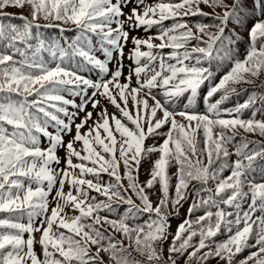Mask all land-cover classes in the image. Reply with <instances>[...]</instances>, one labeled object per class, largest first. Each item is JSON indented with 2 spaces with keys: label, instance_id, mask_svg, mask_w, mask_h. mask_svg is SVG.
Returning <instances> with one entry per match:
<instances>
[{
  "label": "snow or ice",
  "instance_id": "6c2138e0",
  "mask_svg": "<svg viewBox=\"0 0 264 264\" xmlns=\"http://www.w3.org/2000/svg\"><path fill=\"white\" fill-rule=\"evenodd\" d=\"M201 4L222 9V15L204 12ZM25 6L31 18L5 11ZM197 16L211 22L189 27L185 18ZM41 18L47 23L41 25ZM13 19L21 23H12ZM167 20L173 23L165 27ZM248 20L253 21L250 27ZM67 24L74 25L79 34L66 47L39 38L40 28L63 32L62 25ZM153 27L159 29L154 36L130 37V31L142 28L147 33ZM211 27L216 32L207 31ZM237 28L247 29L246 54L233 60L230 70L213 84V61L232 60L238 52L242 37ZM94 37L104 60L94 54ZM33 39L37 40L34 49L29 43ZM129 39L133 45L129 59L134 66L121 83V61ZM17 44L33 49L31 56ZM0 45V214H6L0 218V264H180L181 260L209 264L213 258L224 264H264V182L254 176L259 170L264 177V165L257 164L258 159L264 160V143L246 136L234 143L241 129L264 137V119H256L258 113L264 115V97L253 93L244 103L221 107L236 93L234 85L252 84V78L264 73V0H159L155 4L146 0H0ZM42 50L50 60L39 56ZM114 53L117 67L109 75L108 63ZM17 54L22 59H14ZM87 66L98 69L101 78L93 81L78 74V69ZM133 76L136 87H131ZM206 82L208 89L202 98L206 112L188 111L197 104ZM88 89H93L91 96ZM64 93L80 97V103ZM218 93L219 98L210 102ZM185 94V110L177 112L174 105ZM98 95L119 111V118L101 107L93 120V111L100 107ZM129 98L134 111L128 109ZM89 103L93 111H86ZM246 110L251 111L248 119L242 118ZM81 112L85 114L75 124V135L65 143L64 136L72 133ZM86 125L88 130L82 133ZM166 125L168 131L161 132ZM41 136L47 140L45 148L40 146ZM160 136L163 142L158 146L145 145L148 138ZM77 142L82 143L80 151L74 147ZM60 148L65 151L64 168L58 167ZM152 153L159 156L151 161L148 179L141 183L142 162L151 160ZM232 155L237 157L234 161H230ZM74 158L80 162L74 163ZM173 164L177 171L170 175ZM226 170L229 175L224 176ZM102 174L109 180L105 182ZM192 181L197 184L189 194ZM210 182L213 187L208 186ZM66 183L75 195L64 192ZM157 185L159 196L154 204L150 191ZM54 189L56 206L49 215L48 197ZM90 192L105 199L98 200ZM189 201V218L179 224L168 243L169 218ZM121 204L127 207L117 218L100 215L117 213ZM65 208L78 215H68ZM199 209L204 214L191 219ZM145 214L148 218L143 223H129ZM25 217L27 223L22 222ZM116 233L123 238L116 239ZM225 233V240H214ZM195 237L199 240L194 244ZM36 244L41 254L35 251ZM246 249L255 251L237 260Z\"/></svg>",
  "mask_w": 264,
  "mask_h": 264
},
{
  "label": "trees",
  "instance_id": "16d2710c",
  "mask_svg": "<svg viewBox=\"0 0 264 264\" xmlns=\"http://www.w3.org/2000/svg\"><path fill=\"white\" fill-rule=\"evenodd\" d=\"M113 2H115V0H113ZM147 3L149 4H155L157 2H159V0H146ZM165 2H168V0H165ZM173 2H177V0H173ZM226 2H230V0H226ZM131 7V6H130ZM200 8L206 12V13H212V14H215V13H219L222 15V9L220 8H216L215 10H213L212 8L208 7L207 5H204V4H201L200 5ZM127 13L129 11L128 8H125L124 9ZM6 12L8 13H14V14H23L25 16H29V7L28 6H25L24 9H19V8H14V7H9V8H6L5 9ZM124 11V12H125ZM125 12V14H126ZM186 20H188V23H189V27H192L196 22H201V23H210L211 21L207 18H204V17H200V16H197V17H187L185 18ZM12 23H15V24H20L21 21L19 19H13L11 20ZM39 23L41 25L47 23V21H44L42 18L40 19ZM173 23L172 20H167L164 22V26L167 27V26H170L171 24ZM253 21L252 20H248L247 21V25L248 27H250L252 25ZM62 27L65 29V31L61 32L59 29L57 28H40L38 30V33H39V38L40 39H43L46 44L50 41H57L61 46H67L66 45V42H70L72 39H74V37L76 35L79 34V32L76 30L75 26L72 25V24H67V25H62ZM113 27H115V25H113ZM232 25L230 24L229 25V28H231ZM125 30H129L126 26ZM158 28L157 27H153L149 32H145L142 28L139 29V30H133V31H130V37L131 36H137L139 38H144V37H148V36H154L157 34L158 32ZM193 31L195 32L196 29L193 27ZM207 31L209 32H216V28L214 27H211V28H208ZM236 31L238 33H240V36L242 37V40L241 42L236 46L238 48V52L235 56L232 57V60H229V59H223V60H219V61H213L212 63V71L214 72V79L211 83H216L218 82L219 78L224 75L227 71L230 70V68L232 67V61L235 60V59H243L244 55L246 54V48L248 46V34H247V29H242V28H237ZM37 34V30L34 29V36H36ZM199 34V33H197ZM230 33L226 30L225 32V35H229ZM204 40H207V36H204L203 37ZM29 43H31L33 45V49L36 47L37 45V40L36 39H33L31 41H29ZM156 43H159L158 40H156ZM195 43V42H193ZM131 45L130 47V50L132 49L133 45H132V42H131V39L128 41V43L126 44L125 48H124V52H125V49ZM219 46V45H217ZM2 45H0V49H2ZM17 47H20L22 50H26L28 55L31 56L32 54V51L33 49H25V46L23 44H17ZM189 47H191V45H189ZM93 48H94V54L96 55V57L98 59H101V60H104L105 59V56L103 54V52L101 50H99L100 46L99 44L97 43L96 41V38L94 37L93 38ZM165 52H168L170 51V49H165L164 50ZM9 54H11V50H9ZM215 54V53H214ZM221 55H223V53H221ZM39 56L43 57V59H45L46 61L50 60L51 57L49 55V53L46 51V50H42L40 53H39ZM14 59L16 60H20L22 59V57L19 56V54L15 55L14 56ZM75 61L73 62V67H75ZM121 63L123 64V76L121 77V80L120 82L122 83H125L126 80H125V77H127L129 75V71H130V68L133 67V62L129 59V57H125V54H124V57H123V60L121 61ZM50 66H55V64H51ZM117 66V55L116 53L113 54V58L112 60L108 63V68H109V75L111 73V71L114 70V67ZM205 67H208V64L205 63L204 64ZM129 68V69H128ZM128 69V70H126ZM78 74L80 75H83L85 76L86 78L88 79H91L93 81H96L98 80L99 78H101V76L103 74H101L99 72L98 69H93L91 68V66H87L83 69H78ZM104 79H107L109 78L108 76H103ZM254 80V83L252 84H248V83H240V84H237V85H234V87H236L237 91L236 93H233L230 97V99L228 101H226L221 107L222 108H231V107H234L235 105L237 104H240V103H244L249 95H252L253 93H255L258 97H264V87H261V85H264V73H262L258 78H252ZM131 87H136V78L133 76V79L131 81ZM207 89H208V83L206 82V84L204 86H202L201 90H200V97L198 98V101H197V104L195 105L194 108L192 109H188V111H195V112H198V113H201V114H204L206 112V105L203 103V96L204 94L207 92ZM91 90L92 89H88V96L90 95L91 93ZM64 95L66 96V98L68 99H72V100H75L76 103H80V97H76V96H71L70 94L68 93H64ZM188 94H185L184 97H181L177 102L176 104L174 105V108L175 110L178 112V111H182V110H185L184 109V104L187 102L186 101V97H187ZM219 93L214 96L210 102H215L216 99L219 98ZM107 105H109V103L107 101H105ZM257 105L259 106L260 104V99H257ZM110 106V105H109ZM91 109V108H90ZM92 110V109H91ZM69 111H76L75 109L69 107ZM93 115H96L97 113V110L93 111ZM251 117V111L250 110H246L243 115H242V118L244 119H248ZM224 118H228V117H224ZM256 119H264V115L262 114H257L256 116ZM195 123V122H194ZM74 125V124H73ZM73 127V126H72ZM168 127L169 126H165L163 129H161L160 131L161 132H167L168 131ZM50 132H54L55 130L51 127H49L48 129ZM74 134H70V135H65L64 136V141L65 143H67L68 141H70L72 138H73ZM241 136H246L249 140H253V141H258L260 143H264V137L260 136L259 134H252V133H245L242 129L239 130V133L236 137V140L234 141V143H239L240 142V137ZM198 138L201 139V143L199 145V147H203V143H202V131L201 133L199 134ZM40 140H41V147L42 148H45L47 147V140L46 138H44L43 136L40 137ZM163 142V137L160 136V137H156V138H148L146 141H145V145L146 146H153V145H159ZM79 143V142H77ZM81 144V147L79 149V151L82 149V143L80 142ZM249 147L251 148L252 145H249ZM230 152L231 151H234L233 148L230 147ZM60 157H61V163L58 167L60 168H64L66 165L64 163V157H65V151L63 148H60L58 149V153H57ZM84 153L82 152V155ZM159 156V153H152L151 154V160H145L144 162H142V165H141V168H140V173H139V180L141 183H143L144 181H146L148 179V170L150 168V165H151V161L155 160L156 158H158ZM237 157L235 155H232L230 157V161H234ZM73 162L74 163H79L80 161L76 158L73 159ZM206 162V161H205ZM90 164V163H89ZM257 164H261V165H264V160H257ZM88 166H91V165H88ZM54 167H57L56 165H54ZM121 174H123V168L121 167ZM177 171V166L175 164H173L170 168H169V174L172 175L173 173H175ZM78 172V170H77ZM224 176H227L229 175V170H226L224 173H223ZM254 176H255V179L257 182H264V177H262L259 173V170H257L256 173H254ZM86 179H92L91 176H87L85 177ZM102 179L106 182L109 180V177L107 176V174H102ZM126 183V182H125ZM176 183V178L175 176H173L172 180H171V184L174 186ZM197 182L196 181H192V183L189 185V189H188V192L189 194H191V190H192V187L193 185H196ZM209 187H213V183L210 182ZM33 187H35V185H33ZM59 187V185L57 184V188ZM158 185L156 188L152 189L150 191V199L152 200V202L155 204L157 203L158 201V196H159V192H158ZM247 190V189H245ZM68 191H72L73 194L75 195V190L71 188V186L69 184H65L64 186V192L67 193ZM174 191V189H173ZM55 192H56V189L53 190V192L50 194V196L48 197L49 199V215H50V210L52 207H55V201H53V197L55 196ZM90 195L91 196H96L98 200H103L105 199L104 197L100 196L99 194L95 193V192H90ZM201 195H206V193H201ZM133 200L135 201L136 204H140V201L135 197L133 196L132 197ZM249 202H250V199H249ZM61 203H63V201H61ZM189 202H183V207L180 208L179 210V214L176 215L174 214L173 216H171L169 218V224L171 225V220H174L173 223H175L173 226H170V229H169V235H170V239H169V242H171V236L174 235L176 229L178 228L179 224L183 222L184 219L186 218H189L188 217V214H187V209L189 207ZM127 207V205H123L121 204L120 207L117 209V213H107V212H101L100 215L104 216V215H108L110 218H117V214H123L125 208ZM223 207V205H222ZM245 209L247 208V204L244 205ZM213 211H215V209H212ZM229 211H231V209H227ZM65 212L68 214V215H78V212H74L71 208H65ZM204 214V210L203 209H199L197 210L196 212L193 213L192 217H190L191 219H195L196 216H199V215H203ZM6 214H0V218H3ZM257 216L261 215V213L257 212L256 213ZM148 218L147 214L143 215L142 217H140L139 220L137 221H129L130 224H133V223H143L144 220H146ZM24 223H27V217H25L23 219ZM242 226V225H241ZM105 228H107L108 226L107 225H104ZM55 230V228H54ZM61 231H63L61 229ZM36 236V239L38 240L39 239V233H36L34 234ZM116 236V239H122L123 237L119 234V233H116L115 234ZM28 237V234L25 233L24 234V238L27 239ZM227 238V234H220L218 235L217 237L214 238V240L216 242H220V241H223ZM198 240H199V237H195L193 238V243H198ZM251 243H254V240L250 241ZM125 243V246H127L128 244V241L125 240L124 241ZM167 246L168 244H165V256H167ZM95 249H93L94 251ZM35 251L38 253V254H41V248L39 246V244H36L35 245ZM129 251H132L131 249H129ZM206 251V249L204 250ZM250 251H255V249H246L243 253L239 254L236 259L237 260H240V259H243L244 257H246ZM101 255H104L103 253ZM132 255L134 257H136L137 259H142V257H140L137 253L135 252H132ZM105 259L107 260V257L105 256ZM180 264H184V261L181 260ZM209 264H224L223 261H218L217 259L213 258L210 260Z\"/></svg>",
  "mask_w": 264,
  "mask_h": 264
},
{
  "label": "rangeland",
  "instance_id": "374dc122",
  "mask_svg": "<svg viewBox=\"0 0 264 264\" xmlns=\"http://www.w3.org/2000/svg\"><path fill=\"white\" fill-rule=\"evenodd\" d=\"M124 11H125V10H124ZM125 12H126V11H125ZM126 14H127V12H126ZM121 19H123V17H122ZM144 38H147V37H144ZM129 40H130V39H129ZM153 43H156V40H154ZM130 47H131V45H129V46L125 49L124 54H125V57H126V58L129 57ZM142 50L146 51L147 49H146V48H142ZM116 67H117V66L114 67V70H115ZM128 69H129V68H128ZM128 69H126V70H128ZM121 83H122V82H121ZM92 91H93V89L91 90V93H90L89 96H91ZM96 99H99V100H100V107H98V108L96 109V110H97V113H96V115H93V120H95V119L97 118V114L99 113L101 107H103V108H107V111H108V113H109L110 115H111V114H115L118 118L120 117V113H119V111H118L114 106H112L107 100H105L103 97H101V96H99V95L96 97ZM105 101H107V102L109 103L110 106L107 105ZM118 102H119V98H118ZM151 103H152V101L149 100V104H151ZM90 108L92 109L91 103H89V104L87 105V109H86V111H93V109L91 110ZM128 109H129L130 111H134V105H133V103H132V101H131L130 98H129V103H128ZM84 114H85V113H83V112L79 113V116L76 118L75 123H74V125H73V127H72V133H71V134H74V135H75V124L80 123V120L83 118ZM93 114H94V113H93ZM160 115H162V114L158 112V113H157V116L159 117ZM176 119H177V121H179V122H181V123H186V121H184V119H183L182 117H180V116H176ZM124 122L127 124V126H128L129 128H132V127H133V125H131L130 122H127V121H124ZM193 123H194V122H193ZM88 124L91 125V124H92V121H89ZM87 130H88V126L86 125L85 128L81 129V132L84 133V132H87ZM101 135H102V136L104 135L103 132H101ZM117 139H119L118 134H117ZM74 147L79 151V149H80V147H81L80 142H79V143H76V144L74 145ZM97 150H99V149H97ZM89 165H91V164H89ZM173 222H174V220H171V225H170V226H172V224H173V226H175V225H174L175 223H173Z\"/></svg>",
  "mask_w": 264,
  "mask_h": 264
}]
</instances>
